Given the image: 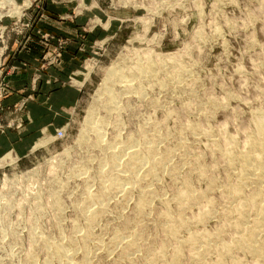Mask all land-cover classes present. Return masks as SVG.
<instances>
[{
	"label": "rangeland",
	"instance_id": "374dc122",
	"mask_svg": "<svg viewBox=\"0 0 264 264\" xmlns=\"http://www.w3.org/2000/svg\"><path fill=\"white\" fill-rule=\"evenodd\" d=\"M258 115L264 0H0V264H264L227 213ZM126 141L165 160L121 193Z\"/></svg>",
	"mask_w": 264,
	"mask_h": 264
},
{
	"label": "bare ground",
	"instance_id": "6f19581e",
	"mask_svg": "<svg viewBox=\"0 0 264 264\" xmlns=\"http://www.w3.org/2000/svg\"><path fill=\"white\" fill-rule=\"evenodd\" d=\"M145 55V54H144ZM142 70V69H141ZM148 73V72H147ZM142 74H144V73H142ZM146 76V75H145ZM144 76V77H145ZM142 77V76H141ZM130 83H131V80H126L125 82H124V84H125V87L126 86H128V85H130ZM129 87H131V85L129 86ZM131 89H132V87H131ZM130 89V90H131ZM127 90H128V88H127ZM107 91V90H106ZM111 102H113L112 100H111ZM109 103V102H108ZM108 105V104H107ZM108 107H110V106H108ZM261 115V114H260ZM257 116V115H256ZM255 116V117H256ZM259 116V115H258ZM262 116V115H261ZM261 116H259V119L258 118H256L257 119V121H256V124H255V133L253 134V136L251 137V139H250V137L248 138L249 139V143H248V147L246 148L247 149V151L245 152V150L244 151H242V153H240V155L238 156V161L240 162V164H241V166H242V169H241V172H240V175H239V177H237V178H239V180H240V182L241 181H244V182H242V183H245V182H249V183H251V184H253V186H254V184H256V186H254L255 187V190H254V188H253V190H254V193L253 194H250L249 195V197H245L244 199H243V201L241 202L240 200H238V201H240V202H238V201H236V203H239L238 205H236V206H232V205H229L230 207H232V208H230V210H228V214H233V215H235V213H236V215L238 214V216H241L240 217V222L239 221H237V222H239V223H241L240 225H236L237 226V228H238V230L240 231V234H241V232H243V235L242 236H240L239 237V234H237L238 235V238H237V235H236V238H237V242H238V244H239V247H238V249L240 248V247H243L245 250L247 249L249 252L248 253H253V254H256V255H259V257H261L262 259H263V261H264V246L263 247H256L255 245L257 244V237L262 233H264V118H260ZM264 117V116H263ZM255 119V120H256ZM255 123V122H254ZM94 127V126H93ZM94 129V132L96 133L95 135L96 136H98V137H100L101 136V132H100V127L98 126V127H94L93 128ZM192 129H194V128H192ZM222 132V131H221ZM140 137V136H139ZM221 137V136H220ZM234 137V136H233ZM223 138V137H222ZM235 139V138H234ZM137 140H139V138L137 139ZM136 140V141H137ZM140 140L142 141V138L140 137ZM140 140H139V142H140ZM135 141V142H136ZM148 141L149 140H147V144H148ZM248 141V140H247ZM246 141V142H247ZM130 142V141H129ZM145 142V141H144ZM151 143H153V142H155L156 143V141H154L153 140V142H152V139H151V141H150ZM128 144V141H126L125 142V144L123 143V145H121V146H123L124 148H120L118 145H116V146H118V149L120 148L121 150L123 149V154L125 155H127V157L129 158V161H130V163H129V165H130V167H128V168H121V169H118L120 166H119V164H120V162H119V154L120 153H117V150L115 151V150H113L112 152H111V160H110V166L112 167V174H111V176H110V178H109V185H110V187L109 188H111L112 190L114 189V190H116V191H118V192H124V191H126V187H125V185H124V183L125 182H130V183H132V182H134L135 181V179H136V177H139V176H135L136 175V172L137 171H139V170H142L141 168H143L142 167V165H143V163H145L144 161L146 160L148 163L150 162V164H151V166L152 165H157V167H158V165H161V163L165 160V156H163V154H161L162 155V157L160 156V158L158 157V158H154L152 155H154V153L153 152H155V148H154V146H153V148L154 149H152L151 148V146L153 145H151V144H148V145H151L150 147H145V144L142 146V144H141V148L139 147H137L136 145H132V143H131V145H129L128 144V146H127V144ZM121 144V143H120ZM119 144V145H120ZM140 144V143H139ZM155 145V144H154ZM230 145V144H229ZM247 146V145H246ZM226 148H228V147H226ZM125 149H127L128 151L126 152V153H124L125 151ZM245 149V148H244ZM154 150V151H153ZM143 151H145V153L143 152ZM153 151V152H152ZM142 152L144 153V156H146V157H144V158H142ZM229 152V151H228ZM227 153V152H226ZM229 154V153H228ZM231 154V153H230ZM166 155H168V154H166ZM155 156V155H154ZM229 156V155H228ZM231 156V155H230ZM233 159V158H232ZM167 160V159H166ZM152 162V163H151ZM164 163V162H163ZM149 165V164H148ZM163 165V164H162ZM146 166V165H145ZM150 166V165H149ZM154 166H152V168H153ZM157 167H155V168H157ZM159 167H161V166H159ZM158 167V168H159ZM151 167H150V170L152 169ZM233 169V168H232ZM153 171H154V173H155V170L154 169H152ZM153 171L150 173V172H148V170L146 171L150 176L152 175V174H154L153 173ZM140 172V171H139ZM142 172V171H141ZM147 173H145L146 175H147ZM169 174V173H168ZM141 175H143V174H141ZM145 176V175H144ZM152 176H154V175H152ZM105 177H107V176H105ZM147 176H145V178H146ZM153 178H156V176L155 177H153ZM103 179H105L104 177H103ZM108 179V178H107ZM143 180H141V179H138V181H144L145 179L144 178H142ZM149 179H151V178H149ZM255 179H257V181L255 182ZM147 180V179H146ZM138 181H137V183H138ZM140 181V182H141ZM239 183V182H238ZM238 183H237V185H238ZM241 183V184H242ZM106 184V183H105ZM240 184V185H241ZM250 184V185H251ZM246 185H247V183H246ZM246 185H244L243 184V186H246ZM105 186V185H104ZM103 186V187H104ZM146 186V185H145ZM242 186V187H243ZM248 186V185H247ZM237 187V186H236ZM146 188V187H145ZM237 188H239V187H237ZM235 189L233 192L235 193L234 195H238L240 192H239V190L238 189ZM106 189V188H105ZM108 189V188H107ZM241 189V188H240ZM187 190V189H186ZM115 191V192H116ZM144 191V190H143ZM241 191V190H240ZM106 192H108V190L106 191ZM111 192V191H110ZM110 192H108L109 194H110ZM101 193V192H100ZM99 193V194H100ZM112 193H114V192H112ZM145 193V192H144ZM147 193V192H146ZM151 193V192H150ZM187 193V192H186ZM227 193H228V191H227ZM230 193V192H229ZM99 194H98V196H99ZM148 194H149V192H148ZM148 194H146V196H149ZM182 194H184V193H182ZM188 194H189V192H188ZM226 195V194H225ZM228 195V194H227ZM230 195V194H229ZM231 195H232V192H231ZM231 195H230V197H231ZM145 196V195H144ZM144 196H143V198H144ZM181 196V193H180V195H179V197ZM191 196V195H190ZM189 196V197H190ZM222 196V195H221ZM184 197V196H183ZM186 198L188 197V195H186L185 196ZM229 197V198H230ZM233 197V196H232ZM232 197H231V199H232ZM181 198V197H180ZM227 198V197H226ZM234 198H235V196H234ZM234 198L232 199V201L234 200ZM92 199V198H91ZM142 199V198H141ZM182 199H185V198H182ZM237 199H239V198H237ZM240 199H242L241 198V195H240ZM145 200V199H144ZM186 200V199H185ZM189 200H190V198H189ZM146 201H147V199H146ZM182 201H184V200H182ZM229 201V200H228ZM141 200L139 201V204H140V206H139V208L140 209H144V207L146 206H144L143 207V203H144V201H143V203L141 202ZM146 203H148V202H145V204ZM211 203V202H210ZM230 203H232L231 202V200H230ZM235 203V204H236ZM138 204V203H137ZM138 204V205H139ZM207 206V205H206ZM188 207V206H187ZM208 207V206H207ZM139 208H137V209H139ZM185 208V207H184ZM183 208V209H184ZM203 208V207H202ZM182 209V208H181ZM206 209V208H205ZM228 209H229V207H228ZM251 210L252 209V212H253V210L255 211L254 213H256V219H254V220H252V222H249L251 219H247V214H248V210ZM185 210V209H184ZM197 210V209H196ZM200 210H201V208H200ZM209 210V209H208ZM139 211V210H138ZM227 211V210H226ZM205 212H207V210L205 211ZM204 212V213H205ZM244 212H247V214H245ZM251 211H249V213H250ZM141 213H142V211H141ZM208 213V212H207ZM206 213V214H207ZM227 213H226V215H227ZM139 214V213H138ZM95 215H96V212H94L93 214H92V216L91 217H88V220L89 221H92L93 220V218L95 217ZM232 215V216H233ZM250 215V214H249ZM248 215V218L250 217ZM252 215V214H251ZM254 215V214H253ZM228 216V215H227ZM226 216V217H227ZM231 216V217H232ZM202 217H203V215H202ZM237 217V216H236ZM235 217V218H236ZM239 218V217H238ZM251 218V217H250ZM253 218V217H252ZM255 218V217H254ZM170 220L169 218H168V216L166 217V220ZM199 219V218H198ZM197 219V220H198ZM227 219V218H226ZM228 219H229V216H228ZM232 219V218H231ZM230 219V220H231ZM87 220V221H88ZM179 220V222L178 223H182L183 222V219H182V221L180 222V218L178 219ZM175 221V222H176ZM190 221V220H189ZM232 221V220H231ZM236 221V220H235ZM247 221L249 222V223H251V225L250 226H246L245 224L247 223ZM198 222V221H197ZM227 222H228V220H227ZM230 222V221H229ZM233 222H234V220H233ZM233 222L231 223V226L233 227ZM237 222H234L235 224H239V223H237ZM169 223V222H168ZM167 223V224H168ZM174 223V222H173ZM185 223V222H184ZM183 223V225H184V227L185 226H187V225H185ZM226 223V222H225ZM176 224V223H175ZM216 224V223H215ZM168 225H171V226H168V230H167V232H170V234L169 235H171V233L173 234V233H176L175 232V230H176V225H174V224H172V222L170 223V224H168ZM174 225V226H173ZM249 225V224H248ZM223 226V225H222ZM124 227H125V225H124ZM182 227V226H181ZM235 227V226H234ZM230 229V228H229ZM127 230V229H126ZM236 230V229H235ZM237 230V231H238ZM177 231V230H176ZM166 232V233H167ZM178 232V231H177ZM238 233V232H237ZM125 233H123V235H124ZM195 234V233H194ZM194 234H192V235H194ZM174 235V234H173ZM172 235V236H173ZM202 236V234H197V236H199V238ZM120 236V235H119ZM175 237H176V235H174ZM196 236V235H195ZM209 235H207V234H205L204 235V233H203V236L201 237V239L204 241V242H207V241H209V237H208ZM264 236V235H263ZM193 236H191V238L190 239H195V237L194 238H192ZM213 237V236H212ZM215 238V237H214ZM233 238V237H232ZM212 239V238H211ZM261 239V238H260ZM263 239V238H262ZM186 240V239H185ZM188 240V242H191L189 239H187ZM198 240V239H197ZM202 240H200L202 243H203V241ZM259 240V239H258ZM264 240V239H263ZM233 241H235V237H234V239H233ZM260 241H262V240H260ZM259 241V242H260ZM187 243V241H183V242H181V243ZM201 242H198V243H201ZM211 242V240L209 241V243ZM133 243V242H132ZM180 243V244H181ZM185 243V244H186ZM192 244H193V242H191ZM191 243H190V245H191ZM195 243V242H194ZM214 243V242H213ZM72 244V243H71ZM197 244V243H196ZM228 244H229V241H228ZM232 244H233V242H232ZM231 244V245H232ZM264 244V243H263ZM189 244H187V246H188ZM189 245V246H190ZM195 244H193V246H194ZM202 246H204V245H208V244H201ZM210 245V244H209ZM224 245V244H223ZM235 245V244H234ZM259 245V244H258ZM193 246H191L192 248H194V250L196 251V249L195 248H197V246L196 247H193ZM200 246V245H199ZM199 246H198V248H199ZM218 246V245H217ZM225 246V245H224ZM261 246V245H260ZM201 247V246H200ZM222 247V246H221ZM237 247V246H236ZM235 247V248H236ZM210 248H211V246H210ZM67 247L65 246V245H62V244H57V245H54L53 246V250H54V256H55V258H56V260L58 259L59 261L60 260H62V259H64V258H66L67 257ZM202 249H204V250H206V252H210V249L209 248H207L206 247V249L203 247H201V251H202ZM207 249H209V250H207ZM212 249V248H211ZM216 249V248H215ZM222 249V248H221ZM240 249H242V248H240ZM223 250V249H222ZM245 250H243V251H245ZM199 250H197V252H198ZM200 252V251H199ZM198 252V253H199ZM217 252H218V250H217ZM204 252H202V254H203ZM197 253L195 252L194 253V257L193 258H195V255H196ZM201 254V253H200ZM199 254V255H200ZM132 255V254H131ZM178 256V253H177V251H176V253H175V256ZM176 256V257H177ZM201 257L203 256V255H200ZM198 257V255L196 256V258ZM200 257V258H201ZM153 259H154V257H152ZM193 258H191V259H193ZM195 258V259H196ZM200 258H198V259H196L197 261H199L200 260ZM155 259H158V257L156 258L155 257ZM194 259V260H195ZM203 259V258H202ZM238 259V258H237ZM218 260V259H217ZM222 261V260H221ZM219 262L218 264H220V263H222V262ZM262 261V260H261ZM86 262H84V261H82V262H78V263H74V264H85ZM216 263V262H215ZM224 264V263H223ZM234 264H237V263H234Z\"/></svg>",
	"mask_w": 264,
	"mask_h": 264
}]
</instances>
